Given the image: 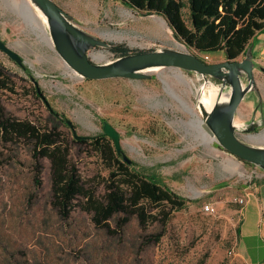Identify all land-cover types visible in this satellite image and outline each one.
Instances as JSON below:
<instances>
[{"label":"rangeland","instance_id":"obj_1","mask_svg":"<svg viewBox=\"0 0 264 264\" xmlns=\"http://www.w3.org/2000/svg\"><path fill=\"white\" fill-rule=\"evenodd\" d=\"M54 2L63 9L62 3L68 7L87 33L113 46L125 44L132 53L184 47L206 58L182 41L179 46L163 16H144L145 12L116 0ZM27 14L24 0H0V39L27 62L26 68L21 67L0 49V69L8 82V89L0 91L6 116L57 128L70 140L71 158L83 181L99 196L105 194L100 183L108 171L91 146L76 142L74 131L82 137L99 136L108 121L119 131L123 152L136 167L158 174L188 199V207L174 213L159 241L155 235L163 231L160 223L144 231L136 217L118 235L96 227L91 216L80 209L64 220L53 202L50 161L43 158L44 182L36 187L34 142L5 143L0 138V264H248L245 246L240 247L242 256L238 255V225L226 219V208L236 203L220 202L229 197L227 186L243 183L249 174L246 169L254 166H246L221 151L217 143L203 139L205 132L197 120L203 118L198 91L202 87L220 91L221 83L178 69L155 71L150 79H74L47 37L41 35L40 24L28 20ZM184 14L189 23V11ZM155 17L165 20L168 28ZM111 49L97 47L90 54L95 61L107 63L117 59ZM208 57L209 63L226 61L224 53ZM223 93L227 97L229 89ZM67 119L75 129L67 125ZM255 126L252 135L264 134V120ZM242 138L254 143L244 134ZM227 159L239 163L238 170L245 175L234 172ZM239 189L230 191L237 196ZM208 203L215 205V215L204 210ZM117 219L110 221L114 230ZM254 226L249 219L244 229L251 232Z\"/></svg>","mask_w":264,"mask_h":264},{"label":"trees","instance_id":"obj_2","mask_svg":"<svg viewBox=\"0 0 264 264\" xmlns=\"http://www.w3.org/2000/svg\"><path fill=\"white\" fill-rule=\"evenodd\" d=\"M116 1L134 11L165 17L175 35L188 48L204 56L224 53L226 59L236 61L250 49L254 51V41L264 31V0ZM186 9L189 23L185 21ZM111 51L116 58L132 53L125 44H115ZM5 79L0 69V91L8 89ZM51 111L63 118L58 112ZM5 112L0 97V138L5 143L24 139L34 142L33 180L36 187H41L44 182L43 158L50 161L53 202L64 220L80 209L91 216L96 227L118 235L136 217L144 231L160 223L163 231L155 235L159 241L174 213L188 207V199L174 191L158 174H147L138 169L136 163L125 161L124 154L118 153L115 142L105 133L86 139L76 138V142L92 147L108 171L100 183L105 194L99 196L95 188L83 181L71 158L70 140L57 128H42L30 121L15 120ZM116 218L117 230H114L110 221Z\"/></svg>","mask_w":264,"mask_h":264},{"label":"water","instance_id":"obj_3","mask_svg":"<svg viewBox=\"0 0 264 264\" xmlns=\"http://www.w3.org/2000/svg\"><path fill=\"white\" fill-rule=\"evenodd\" d=\"M43 15L50 26L52 48L65 61L66 70L84 80L109 79H150L152 73L162 69H178L185 72L197 73L207 78L212 77L221 83V90L228 88L227 97L223 102L214 105L210 111L199 102L202 118V127L217 143L220 149L228 155L249 163L264 172V145L247 143L245 138L252 141L256 136L252 132L257 128L256 123L251 128L241 127L236 123V116L240 104L250 94H258L259 86L255 77L257 64L254 61V52L250 49L242 60L231 61L226 59L220 63H209L188 49L163 48L160 50L130 53L107 63L95 61L90 51L97 47L113 48L112 43L91 35L84 30L68 11L60 7L54 0H31ZM151 16L145 12L144 16ZM174 37L181 41L176 35ZM0 49L6 53L17 65L26 68V60L8 43L0 39ZM46 100V99H45ZM48 106L49 103L47 102ZM66 123L75 129L74 123L67 119ZM106 135L115 142L118 153L124 154V160L134 163L124 152L119 131L108 121L103 125ZM77 139H86L74 131Z\"/></svg>","mask_w":264,"mask_h":264},{"label":"crops","instance_id":"obj_4","mask_svg":"<svg viewBox=\"0 0 264 264\" xmlns=\"http://www.w3.org/2000/svg\"><path fill=\"white\" fill-rule=\"evenodd\" d=\"M55 1L60 4L62 3L61 0ZM62 6H64L65 10L75 19V16L69 11L68 7L63 3ZM254 42L255 47L253 56L254 61L257 64L255 77L259 86L260 96L255 93L250 94L240 104L235 119L238 124H259L264 120V31L259 33ZM238 60H242V58H239ZM255 136L256 139H254L253 142L255 144L264 145V134L260 133ZM220 150L224 151L222 149ZM224 153H226V151H224ZM246 171L249 174L245 181L243 180V183L238 184L237 182L240 181H237L233 183V185L227 186L229 197L225 199V201L220 202V204H229L231 201H235V199L239 197L245 198L246 202L244 205H234L231 203L230 207L232 208H226V219L233 223L234 226L238 225L237 231L239 232V238L235 239L236 247L239 250L238 255L240 254L242 256L241 245L245 246L248 250L245 252L248 256V264H264V172L260 171L257 167L249 168V166ZM235 188H240V193L237 196H234L232 191H230ZM249 219H251L255 225L251 232L244 229L245 222ZM249 244L251 245V249Z\"/></svg>","mask_w":264,"mask_h":264},{"label":"bare ground","instance_id":"obj_5","mask_svg":"<svg viewBox=\"0 0 264 264\" xmlns=\"http://www.w3.org/2000/svg\"><path fill=\"white\" fill-rule=\"evenodd\" d=\"M24 2L26 3L27 8H28V14H27L28 15V20H33L34 19L36 22H38V24H40V26H41V31H40L41 35H43V36L45 35L47 37V39L49 40L51 46L54 47V44H53L51 36H50V26H49V23H48L46 17L43 15V13L37 7H35V5L31 2V0H28V1L24 0ZM31 5L34 6L35 11H37L39 14L35 13V11H34V9L32 8ZM154 20L157 21V22H160L165 27L168 26L166 21L161 19V18L155 17ZM177 43L179 44V46L182 47L181 42L179 40H177ZM182 48L185 49L184 47H182ZM96 56L101 57L102 55L96 54ZM69 75H71L74 79L80 78V76L77 77L75 74H69ZM180 76L182 78H184L183 75L180 74ZM185 82H187V81H185ZM198 94L200 96V101L204 104V106L207 107L208 111H210L214 105L218 104L219 102H223V100H224V93L220 92L219 89H216L214 91V89H212V88L211 89H204L202 87L198 91ZM192 112L195 113L193 110H192ZM195 115H196V113H195ZM197 120H198V123H199V127H202V118L198 117ZM239 126L246 127L245 123H241V124H239ZM202 129H203V127H202ZM202 138L207 140V141H209V142L211 141L212 143H214V140L212 139V137L209 136V134H207V132H205V134L203 135ZM228 161H229V163H227V165L231 166V168H232V170L234 172L237 171V172H239L240 175H242V176L245 175L243 173V171L238 170L239 169V163H237L236 161H230V160H228Z\"/></svg>","mask_w":264,"mask_h":264},{"label":"built area","instance_id":"obj_6","mask_svg":"<svg viewBox=\"0 0 264 264\" xmlns=\"http://www.w3.org/2000/svg\"><path fill=\"white\" fill-rule=\"evenodd\" d=\"M209 55H206V61H207V59H209V57H208ZM208 62V61H207ZM233 202H235L236 204H239V205H244L245 204V202H246V200H245V198H243V197H239V198H236L235 199V201H233ZM204 210L207 212V213H210V215H215L216 213H217V209H216V207H215V205L214 204H210V203H208V204H206L205 206H204ZM230 254H232V252H230Z\"/></svg>","mask_w":264,"mask_h":264}]
</instances>
